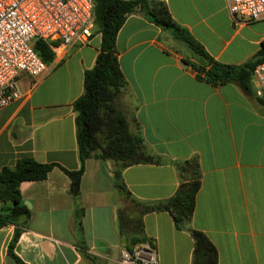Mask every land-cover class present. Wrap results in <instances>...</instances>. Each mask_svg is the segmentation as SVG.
<instances>
[{"label": "crops", "instance_id": "1", "mask_svg": "<svg viewBox=\"0 0 264 264\" xmlns=\"http://www.w3.org/2000/svg\"><path fill=\"white\" fill-rule=\"evenodd\" d=\"M162 1L214 60L242 65L264 43V18L232 16L225 0ZM114 44L125 80L116 104L129 130L164 159L123 167L125 187L139 200L166 198L178 184L170 160L195 158L200 176L190 226L212 242L216 264H264V98L252 72L247 88L211 84L198 75L206 66L201 58L140 13L126 15ZM98 46L99 33H92L58 47L36 80L18 74L21 97L0 108V169L22 157L56 164L42 179L19 182L29 215L0 226V264H20L7 250L16 227L12 251L24 264H119L116 211L128 200L113 183L114 163L84 159L76 199L81 236L69 178L59 167L79 164L71 103ZM141 222L156 264H190L192 237L167 211L146 212Z\"/></svg>", "mask_w": 264, "mask_h": 264}, {"label": "trees", "instance_id": "2", "mask_svg": "<svg viewBox=\"0 0 264 264\" xmlns=\"http://www.w3.org/2000/svg\"><path fill=\"white\" fill-rule=\"evenodd\" d=\"M92 33H99V46L91 67L83 70L82 92L71 103L74 111V131L79 164L75 169L59 166L69 178V192L73 200L75 230L81 236L80 215L82 208L77 203L80 192V177L83 162L92 156L111 160L114 185L128 200V206L116 211V230L129 248L137 242L148 240L143 234L141 217L144 213L165 210L177 228L189 231L192 237L190 264H216V250L207 236L190 226L194 208V196L199 185V168L195 158L170 160L176 170L178 184L168 197L153 201L133 197L121 179V169L138 162L159 163L163 158L150 152L142 138L128 128L125 114L116 104V99L125 85L119 68L115 49V35L126 15L140 13L156 25L170 31L188 50L201 58L204 65L198 67L199 77L211 84L234 81L247 88V82L256 63L264 60V43L251 60L242 65H231L214 60L202 46L177 24L162 0H91ZM34 48L48 62L53 51L47 42L37 40ZM186 63H190L184 59ZM192 64V63H191ZM53 162H38L22 157L12 166L0 169V226L7 222L17 223L19 217L27 218L29 209L22 203L18 184L22 180L42 179ZM19 234L15 228L8 244V252L20 264H24L12 251Z\"/></svg>", "mask_w": 264, "mask_h": 264}, {"label": "built area", "instance_id": "3", "mask_svg": "<svg viewBox=\"0 0 264 264\" xmlns=\"http://www.w3.org/2000/svg\"><path fill=\"white\" fill-rule=\"evenodd\" d=\"M232 16L246 21L264 18V0H225ZM91 0H0V108L21 97L18 74L34 80L45 69V62L34 48L37 40L52 49L91 36ZM252 74L264 98V60L255 64ZM157 254L148 240L119 250V264H156Z\"/></svg>", "mask_w": 264, "mask_h": 264}, {"label": "water", "instance_id": "4", "mask_svg": "<svg viewBox=\"0 0 264 264\" xmlns=\"http://www.w3.org/2000/svg\"><path fill=\"white\" fill-rule=\"evenodd\" d=\"M23 203L26 204L27 206L29 205V203L25 200H23Z\"/></svg>", "mask_w": 264, "mask_h": 264}, {"label": "rangeland", "instance_id": "5", "mask_svg": "<svg viewBox=\"0 0 264 264\" xmlns=\"http://www.w3.org/2000/svg\"><path fill=\"white\" fill-rule=\"evenodd\" d=\"M90 37V36H89ZM89 37L87 38V40L89 39Z\"/></svg>", "mask_w": 264, "mask_h": 264}]
</instances>
